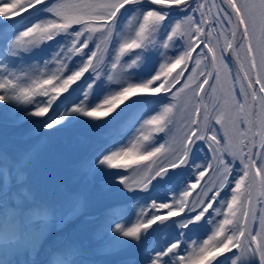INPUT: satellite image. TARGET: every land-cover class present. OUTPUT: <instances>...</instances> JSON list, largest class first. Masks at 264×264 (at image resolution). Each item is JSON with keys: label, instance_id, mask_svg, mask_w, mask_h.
<instances>
[{"label": "snow or ice", "instance_id": "obj_1", "mask_svg": "<svg viewBox=\"0 0 264 264\" xmlns=\"http://www.w3.org/2000/svg\"><path fill=\"white\" fill-rule=\"evenodd\" d=\"M33 12L47 15L0 28V127L27 125L45 140L85 128L78 175L112 203L86 218L98 247L65 232L87 192H38L35 146L0 132V264L41 251L45 264H106L127 249L137 264H264V0H0L3 21ZM49 42L56 51L42 64L24 56ZM153 49L162 59L134 82L127 70ZM101 79L119 88L97 103ZM153 98L162 102L140 103ZM185 170L163 198L124 199Z\"/></svg>", "mask_w": 264, "mask_h": 264}, {"label": "rangeland", "instance_id": "obj_2", "mask_svg": "<svg viewBox=\"0 0 264 264\" xmlns=\"http://www.w3.org/2000/svg\"><path fill=\"white\" fill-rule=\"evenodd\" d=\"M217 2H219V0H217ZM43 13H41V15H39L38 18H40ZM134 14V10L131 11L129 10L128 12H126L123 16V21L121 22V24L118 26V31H123L125 29V27L127 26L128 24V20L130 19L131 15ZM47 15V14H46ZM179 15H181L180 11L179 10H174L171 14V18L172 20L176 19ZM0 22H2V19H0ZM20 28H23V27H19L18 29ZM163 31V30H162ZM158 39H163V36H160L158 34L157 36ZM58 41H60L61 43H63L64 41L61 40V38H57ZM56 42H49V44L47 46H41V48H37V49H33L31 52L29 53H25L24 56L29 60V62H32V63H43L44 60L46 59H49L52 55L53 52L56 51ZM175 53L173 51H170L169 52V55H174ZM38 55H39V58H38ZM137 55V53H133V55L131 56H128L126 57V60L128 62H130L133 58H135V56ZM226 55H231L230 53H226ZM35 59H38L39 62L35 61ZM162 58L159 56V53L156 52L154 49L149 51V52H145L142 56V60L139 62L140 63V66L139 67H135L136 70L134 68H131V69H128L127 70V75H129L131 77V79L134 81V82H139V80L141 78H146L149 74H150V71L152 69V67L154 66V64L158 63ZM231 68L233 67V70L235 71L236 70V65L235 63H232L229 65ZM119 88V85L117 84H109V82L106 80V79H101L100 81L97 82L96 84V95L98 98H101V100L98 99L97 103H102V97L107 95L110 91H113V90H118ZM162 101L160 100H154L151 99V100H148V101H145V104L148 105V106H157L161 103ZM111 119V118H109ZM85 129V128H83ZM7 128L5 129H2L0 130V132H3L6 131ZM86 130V129H85ZM69 134V133H68ZM24 136V137H27L29 136L28 135V126H25V127H22V128H17L16 130H14L13 132H11V134H9V142L12 144V145H15L14 143L18 142V145L16 146L17 148H24V147H29V146H35L36 148V152H35V158L34 160H36V158H42L44 155H43V150L42 148L45 146V145H42L41 148H39V142L37 141V139L33 142H27L29 140H26V141H22V139L20 140L19 142V136ZM65 136H67V132L64 134V135H59L57 137H54L52 138V145H50V148L53 147L54 145V152L58 153L56 154L54 157L50 158V160L47 162V164L45 165V167H41L39 166V170L36 171V173H38L39 175L41 174H45L42 178L45 179L43 182L46 183L47 186H53L54 185V182L52 183L51 181V177L53 176L52 172H49L52 168L55 167V165H58L59 163L62 162V159L63 157L66 155H69V154H72L71 150H63L64 147V142H68L67 146L68 148L72 147L70 142L69 141H72L73 140V137H69L68 140H65ZM29 143V144H27ZM70 146V147H69ZM49 149V147H48ZM47 149V150H48ZM53 152V153H54ZM59 152H62V153H59ZM52 154V153H51ZM65 156V157H66ZM197 156V161L196 162H199V154H196ZM142 175V173H137L135 174V176L137 178H139V176ZM191 173H189L188 177H190ZM211 176V173L208 174ZM78 176V175H77ZM77 176L73 179V183L75 182H78L79 179H81L79 177L78 181H75V179L77 178ZM63 178V176H60V179ZM208 178V177H207ZM206 178V179H207ZM184 179L181 178V182L183 181ZM180 181V180H179ZM82 183V182H80ZM180 184H178L179 186ZM203 186V184L201 185ZM39 185H36L35 188L38 189ZM55 188H57L56 186H54ZM75 188V187H73ZM40 190V189H39ZM58 190V188H57ZM76 191H81V190H84L87 192V196L89 197L91 194H96V190L95 189H88L86 188L84 185H79L76 186L75 189H73ZM72 190V191H73ZM69 191V190H68ZM162 196V194H161ZM159 194H156V196L154 198H162ZM230 198V197H229ZM138 210V209H137ZM172 230H175L174 227H170L168 229V231L171 233ZM196 229H193V232L190 233V236L192 238H194V235H196L197 233H195ZM99 246V242H96V247ZM136 250L135 249H127V250H123V251H120L118 253H115V254H112V255H108V256H103L102 257V260H105L106 261V264H109V261L115 259L117 257L118 254L122 253V254H125V255H130L132 253H135ZM138 257L141 259V256L138 255ZM139 259V260H140ZM229 264V263H228Z\"/></svg>", "mask_w": 264, "mask_h": 264}, {"label": "bare ground", "instance_id": "obj_3", "mask_svg": "<svg viewBox=\"0 0 264 264\" xmlns=\"http://www.w3.org/2000/svg\"><path fill=\"white\" fill-rule=\"evenodd\" d=\"M39 253H40V252H39ZM39 253H38V254H39ZM36 255H37V254H36Z\"/></svg>", "mask_w": 264, "mask_h": 264}]
</instances>
